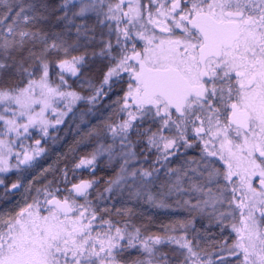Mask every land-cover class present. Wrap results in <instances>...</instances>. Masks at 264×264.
<instances>
[{"label":"snow or ice","instance_id":"obj_1","mask_svg":"<svg viewBox=\"0 0 264 264\" xmlns=\"http://www.w3.org/2000/svg\"><path fill=\"white\" fill-rule=\"evenodd\" d=\"M93 64L102 80H84L92 95L69 91L66 76L83 79ZM114 88L123 94L113 101L120 122L107 125L112 143L77 167L119 157L105 191L127 186L188 217L142 231L100 214L95 180L60 196L46 186L42 200L37 189L0 213V264H264V0H0V137L35 129L43 138L49 111L56 124L67 115L62 101L71 111ZM15 143L0 138V173ZM43 151L15 153L16 167Z\"/></svg>","mask_w":264,"mask_h":264},{"label":"trees","instance_id":"obj_2","mask_svg":"<svg viewBox=\"0 0 264 264\" xmlns=\"http://www.w3.org/2000/svg\"><path fill=\"white\" fill-rule=\"evenodd\" d=\"M98 67V64H93L83 79H77L70 75L66 76L68 90L85 98L90 97L93 89L89 88L84 80H91L94 87H99L102 73ZM122 94L121 89L114 88L106 96H102L91 103L88 102V99L77 100V104L64 116L62 123H54L48 128L47 136L41 138V133L31 129V136L21 138L24 142L23 147L20 146V141L18 144L11 145L12 153L8 156L9 171L0 173V179H3V184H0V213L9 210L18 211V205L24 204L26 199L30 202L31 197L36 196L37 189L41 190L42 200L46 186L48 188L59 187L60 193L57 195L60 196L61 194L66 195V189H71L74 183L95 180L97 184L89 189V199L94 206H98L101 210L100 214L106 219L118 220L121 225L125 221H130L142 231L160 233L163 231V225L187 218L188 213L183 209L155 208L141 199L130 196V189L127 186L119 193L115 189L112 192L105 191L108 182L117 178L121 163L119 157H114L109 161L105 154L101 155L91 165L86 164L77 167L80 160L89 156L93 150L97 151L101 145L107 147L109 143H112V135L107 131V125L112 122H120V115L122 114L114 111L117 106L113 101ZM13 136L0 138L10 139L12 137L13 139ZM38 138L41 139L40 145L35 143ZM133 140L135 141V137ZM117 144L114 145V150L118 152ZM37 148H43L44 151L35 156L31 166L21 164L18 168L16 167L15 153H22L27 149L29 154H32V150ZM136 151H140V148L137 147ZM180 152L184 153V149L181 148ZM198 152L199 149L197 148L188 149L185 155L198 157ZM153 157L150 155V158ZM172 159L176 163H180L184 156H180L179 159L177 157ZM150 161L141 160V163L147 167ZM161 176L163 178V170ZM17 182L21 184V187L11 189V184ZM77 199L82 202V198ZM128 209L132 210L131 214L128 213ZM193 223L196 228L204 230L205 221L202 218L196 217ZM209 231L216 237L220 235L218 227H213ZM235 235L232 233V237Z\"/></svg>","mask_w":264,"mask_h":264},{"label":"rangeland","instance_id":"obj_3","mask_svg":"<svg viewBox=\"0 0 264 264\" xmlns=\"http://www.w3.org/2000/svg\"><path fill=\"white\" fill-rule=\"evenodd\" d=\"M64 103H65V102L62 101L61 104L58 106V108H57V112H58V113L61 112V111L66 112V113L69 112L67 109H65V108L63 107V104H64ZM76 104H77L76 101L72 102V108H73ZM46 116H47V118L50 120L51 125L55 123L56 116L52 115L50 111L46 114ZM63 118H64V117H63ZM112 123H114V122H112ZM30 130H31V129H30ZM13 134H14V136H13ZM11 136H13V139H16V143L18 144L19 141H21V138H22L23 136H25V135L22 133L21 136H20L19 138H16V137H15V133H12ZM11 139H12V137H11ZM117 146H118V148H119V143L117 144ZM197 149H199V148H197ZM22 152H23V151H22ZM94 152H97V151H96V150H93L89 156H87V157H83L81 160H85V161H87V160H89V159H92V154H93ZM185 154H186V153H185ZM198 155H199V152H198ZM100 156H101V155L98 154V155L96 156L95 161H97V160L99 159ZM150 159L154 160L155 157L150 158ZM81 160H80V161H81ZM95 161H94V162H95ZM121 162H122V161H121ZM145 162H147V161H145ZM86 164H87V163H85L84 165H86Z\"/></svg>","mask_w":264,"mask_h":264}]
</instances>
